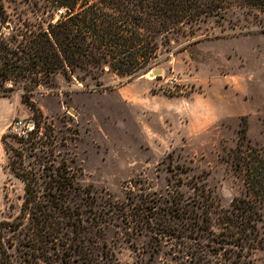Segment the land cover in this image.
Listing matches in <instances>:
<instances>
[{
  "label": "rangeland",
  "instance_id": "rangeland-1",
  "mask_svg": "<svg viewBox=\"0 0 264 264\" xmlns=\"http://www.w3.org/2000/svg\"><path fill=\"white\" fill-rule=\"evenodd\" d=\"M0 1L13 22L38 13L28 0ZM154 68L83 81L57 73L51 88L38 86L31 99L51 128V154L42 135L32 145L11 137L32 113L22 82L6 84L0 245L10 264H264V201L238 165L264 160V11L232 7L169 36ZM10 148L37 172L43 158L73 172L88 194L76 200V233L62 223L38 238L26 219L15 227L23 188L8 170ZM236 198L258 211L255 242L234 239L220 219Z\"/></svg>",
  "mask_w": 264,
  "mask_h": 264
},
{
  "label": "trees",
  "instance_id": "trees-1",
  "mask_svg": "<svg viewBox=\"0 0 264 264\" xmlns=\"http://www.w3.org/2000/svg\"><path fill=\"white\" fill-rule=\"evenodd\" d=\"M28 1L38 7L34 21L17 22L0 1V95L11 91L8 82H22L20 101L31 111L33 126L24 134L9 132L20 144L32 145L36 137L44 136L49 154L54 138L31 92L38 86L51 88L55 74L78 81L86 76L96 79L104 71L118 77L145 74L158 64L160 47L169 36L189 33L207 18H222L232 7L264 11V0ZM4 137H0L3 145ZM10 150L16 158L9 159L8 170L23 188L15 227L26 219L38 238L41 233L54 235L62 223L76 233L81 222V204L76 200L88 194L76 183L73 172L63 160L53 165L52 158H43L37 172L16 148ZM245 161L242 158L238 165L246 190L264 201V160ZM258 217L249 199L236 198L220 219L235 229L234 239L255 242ZM0 264H10L1 245Z\"/></svg>",
  "mask_w": 264,
  "mask_h": 264
},
{
  "label": "built area",
  "instance_id": "built-area-1",
  "mask_svg": "<svg viewBox=\"0 0 264 264\" xmlns=\"http://www.w3.org/2000/svg\"><path fill=\"white\" fill-rule=\"evenodd\" d=\"M18 125H19V128H15L18 130H15V132H13V133H16L17 135L24 134L26 131H29L32 128L33 121L31 119H29L24 123L19 122Z\"/></svg>",
  "mask_w": 264,
  "mask_h": 264
},
{
  "label": "water",
  "instance_id": "water-1",
  "mask_svg": "<svg viewBox=\"0 0 264 264\" xmlns=\"http://www.w3.org/2000/svg\"><path fill=\"white\" fill-rule=\"evenodd\" d=\"M152 76H157L160 74V69L154 68L149 70Z\"/></svg>",
  "mask_w": 264,
  "mask_h": 264
},
{
  "label": "bare ground",
  "instance_id": "bare-ground-1",
  "mask_svg": "<svg viewBox=\"0 0 264 264\" xmlns=\"http://www.w3.org/2000/svg\"><path fill=\"white\" fill-rule=\"evenodd\" d=\"M149 74H151V73L149 72Z\"/></svg>",
  "mask_w": 264,
  "mask_h": 264
}]
</instances>
